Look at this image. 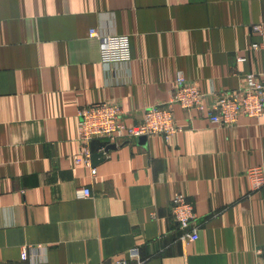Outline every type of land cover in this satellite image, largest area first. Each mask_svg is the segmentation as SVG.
Wrapping results in <instances>:
<instances>
[{
    "label": "crops",
    "instance_id": "obj_1",
    "mask_svg": "<svg viewBox=\"0 0 264 264\" xmlns=\"http://www.w3.org/2000/svg\"><path fill=\"white\" fill-rule=\"evenodd\" d=\"M255 24L264 0H0V264H135L133 250L142 264H257L264 188L246 171L264 167V115L224 127L175 106L169 142L111 143L94 176L75 162L85 106L116 103L138 124L177 73L205 93L264 73ZM92 28L129 36L130 62L105 66ZM177 194L195 207V242L178 241Z\"/></svg>",
    "mask_w": 264,
    "mask_h": 264
},
{
    "label": "built area",
    "instance_id": "obj_2",
    "mask_svg": "<svg viewBox=\"0 0 264 264\" xmlns=\"http://www.w3.org/2000/svg\"><path fill=\"white\" fill-rule=\"evenodd\" d=\"M263 24L252 26L255 35H262ZM89 37L100 43L101 62L105 66L128 64L131 60L130 37L112 35L92 28ZM253 50L258 44H252ZM185 111H194L199 115L206 114L212 124L231 127L238 123L241 116L258 119L264 115V73L248 74L240 87L235 91L205 93L193 82L188 81L182 73H177L170 99L162 104L145 109L142 122L128 124L123 119L122 108L112 102L94 103L78 111V138L81 143L80 154L75 157L76 163H82L96 175L93 167L92 142L120 143L133 138L161 136L169 142L172 136L180 131L176 124L174 107ZM104 149H101L103 152ZM107 153H104L106 155ZM251 191L264 188V167L255 166L246 171ZM84 197L91 195L90 189H83ZM171 211L181 243L195 242L199 239L200 226L197 223L195 207L184 194H177L172 199ZM28 251L21 254L27 260ZM129 259L142 264L138 250L131 251ZM114 264H130L128 259H120ZM264 264V257L257 263Z\"/></svg>",
    "mask_w": 264,
    "mask_h": 264
},
{
    "label": "water",
    "instance_id": "obj_3",
    "mask_svg": "<svg viewBox=\"0 0 264 264\" xmlns=\"http://www.w3.org/2000/svg\"><path fill=\"white\" fill-rule=\"evenodd\" d=\"M95 143H99V147L98 148H94V145H95ZM91 147H92V151H93V154H92V158H93V161L95 162L97 159H99V158H101L103 155H104V153H109V151L111 150V149H113V146H109L107 143H101L100 141H94V142H92V145H91ZM101 150V149H104L103 150V152H101L100 154L99 153H97L96 151H98V150Z\"/></svg>",
    "mask_w": 264,
    "mask_h": 264
},
{
    "label": "trees",
    "instance_id": "obj_4",
    "mask_svg": "<svg viewBox=\"0 0 264 264\" xmlns=\"http://www.w3.org/2000/svg\"><path fill=\"white\" fill-rule=\"evenodd\" d=\"M178 237H179V235H178Z\"/></svg>",
    "mask_w": 264,
    "mask_h": 264
}]
</instances>
